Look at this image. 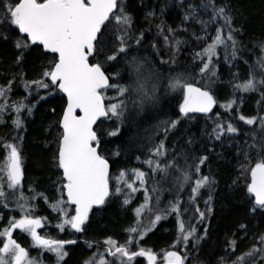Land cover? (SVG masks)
<instances>
[{
  "label": "trees",
  "instance_id": "obj_1",
  "mask_svg": "<svg viewBox=\"0 0 264 264\" xmlns=\"http://www.w3.org/2000/svg\"><path fill=\"white\" fill-rule=\"evenodd\" d=\"M3 2L0 0V12ZM125 5L131 25L126 29L113 22L102 26L98 52L89 59L102 65L110 84L132 89L137 76L131 73V65H141L140 79L152 98H142L135 90L124 96H119L116 88L101 90L108 97L106 105L118 100L126 105L119 119L103 118L95 126L98 152L110 164V190L114 194L91 209L81 232L69 226L60 231L56 225L66 217L52 207L66 200L62 172L57 166L62 136L59 121L66 99L44 76L55 62V55L44 52L38 44L17 48V41L27 43L26 38L6 21L0 24V86L11 85L2 98L7 108L0 123V162L6 160L4 144L17 145L22 160L21 188L16 197L5 182L8 195L4 202L8 207L0 204V230L8 226L9 220L23 216L18 207V196L22 194L28 198L31 215L45 225L38 233L75 241L65 244L66 255L58 262L54 254L33 248L28 234L14 231L13 238L30 257L46 264H100L98 260L104 256L107 264H121V259L127 258L119 260L110 255L105 241L110 238L118 245L126 243V230L137 223L135 209L145 203L147 191L151 196L148 207L155 212L146 210L140 224L151 230L138 244L131 245L130 251L141 247L151 250L157 255L156 264H164V253L172 250L186 253V264H264V243L260 242L264 236V209L247 191L251 168L264 159V128L259 124V118L264 117V0H126ZM219 6H224L232 17L235 47L218 46L208 70L201 73L207 57L201 59L196 54L212 43L216 30L224 25L221 19L212 20L213 9ZM119 34L126 49L123 53H118ZM114 54L116 59L108 60ZM176 79L210 88L217 103L215 111L208 116L181 115L184 90L170 87ZM249 80L256 90L245 92L236 87ZM232 101L231 110L222 107ZM16 105L22 107L18 114ZM240 115L255 117L257 123L248 125L239 119ZM17 118L22 121L20 128L13 123ZM229 123L235 132L226 131ZM218 125H224L219 138ZM161 144L163 154L154 155ZM205 157L200 175L208 176L211 183L200 190L193 203L191 185L182 181V173L195 176L196 164ZM149 160L153 161L152 167ZM157 163L161 169L173 167L155 170ZM132 171L146 173L145 183L134 185L140 190L132 193L121 184L123 191L116 193V177L121 172L131 177ZM129 194L130 203L124 204ZM177 202L179 218L186 227H195V235L200 237L199 243L190 239L186 248L172 247L178 236V216L168 210ZM59 206L69 209L68 216L73 214V206ZM200 212L204 213L203 219ZM158 213L162 219L151 225ZM131 264L147 262L135 257Z\"/></svg>",
  "mask_w": 264,
  "mask_h": 264
},
{
  "label": "snow or ice",
  "instance_id": "obj_2",
  "mask_svg": "<svg viewBox=\"0 0 264 264\" xmlns=\"http://www.w3.org/2000/svg\"><path fill=\"white\" fill-rule=\"evenodd\" d=\"M2 8L0 24L6 21L27 40V43L17 41V48L38 44L43 46L45 51L55 54V62L50 70L44 72V76L67 97V107L61 122L63 133L57 156V166L62 170L64 181L62 192L67 199L57 201V204L52 207L64 213L66 217L62 223L56 225L60 231H64L65 226H69L75 232H81L93 206L103 205L106 198L114 194L110 190L112 177L109 175V164L97 151L99 140L93 126L101 117L119 119L123 115L126 105L124 101H119L118 97V102L106 105L105 99L108 97L101 90L116 88L119 96H124L130 90H135L142 94V98H152L149 96L146 83L140 79L141 65L135 62L131 65V73L137 76L135 88L132 89L110 84V78L103 71L102 65L93 63L89 59L98 52V44L103 36L102 26L114 21L126 29L131 25V18L124 12L123 0H16L15 3H12L11 0H4ZM216 19L223 20L224 25L216 30L212 43H209L202 52L196 54L201 59L207 57L200 69L201 73L208 70L218 46L235 47L236 42L231 34L233 31L232 17L224 6L213 9L212 20ZM225 26H227V31L224 30ZM120 39L121 46L118 48V53H123L126 49L123 46V37ZM228 42H231V45ZM234 55L235 52H233ZM115 59V54L108 56V60ZM212 74L215 75V73ZM34 83L44 88L48 87V84L43 81ZM170 87L184 89V101L180 107V112L184 115L196 112L209 113L216 104L208 91H202L191 84H183L179 79L172 82ZM236 87L245 92L256 90V85L252 80L238 84ZM10 90V84L6 87L0 86V123L4 122L2 117L7 108V104L3 102L2 98H5ZM152 91L155 92V85L152 86ZM234 103L232 101L222 107L231 110ZM14 107L17 114L22 110L20 105ZM239 119L248 125L257 123L255 117L246 118L240 115ZM13 123L17 128L22 127V121L19 118ZM259 124L264 128V117L259 118ZM174 126L175 124H173ZM218 127L221 132L218 133L217 138L223 134L224 125H218ZM226 131L235 132L236 128L229 123ZM110 134L116 135L117 133ZM2 147L5 149L6 160L0 162V204L8 207V204L4 202V198L8 195L4 190L5 182L7 188L16 197L21 188L22 160L17 145L4 144ZM163 147L164 145L161 144L154 155H162ZM205 159L206 157L196 164L195 176L187 172L182 173V181L191 185L193 203H195L200 190L211 183L208 176L200 175V167L204 164ZM147 163L150 167L153 166L152 160ZM168 167H173V165H166L164 169H161L157 163L155 170L166 171ZM133 176L135 180L127 176L125 172H121L116 177L115 192L123 191L120 187L121 184L130 189L132 193L139 191L140 188L134 186L135 181H139V184L143 185L146 173L136 171ZM247 191L254 196L255 204L264 209V159L251 168ZM27 199L22 194L18 196V207L23 216L20 219L9 220L8 226L0 230V264H36V261L29 258L28 251L13 238V231L17 229L31 237L33 247L55 254L58 262L63 260L66 255L65 244L75 243V241L46 238L38 233L37 230L45 225L40 218H34L31 215L29 210L31 206L27 205ZM20 200L25 203H19ZM130 200L129 194L123 203L128 204ZM150 200L151 196L146 191L145 203L135 209L137 223L126 230L129 233V239L124 245H118L110 238L105 241V244L109 246L108 253L110 255L127 258L126 261L121 259V264H131L135 257H146L148 264H156L157 255L151 250L146 251L141 247L138 251H130L131 245L138 244L147 231L151 230V227L145 229L140 224V218L146 210L155 212L154 208L148 207ZM61 204L74 206V215L68 216L67 209L59 206ZM168 211L175 212L178 216V236L172 247L176 248L177 245H181L186 248L190 239L193 238H195L194 243H199L200 237L195 235L196 228L186 227L185 221L179 218L178 202L173 204ZM200 217L204 218L203 212H200ZM161 219L162 214H155L154 220L150 221V224L154 225ZM260 242L264 243V236L260 237ZM232 244L234 246L235 242L233 241ZM187 259L186 253L182 255L175 250L167 251L163 256L164 264H186ZM100 264H107V262L101 261Z\"/></svg>",
  "mask_w": 264,
  "mask_h": 264
},
{
  "label": "water",
  "instance_id": "obj_3",
  "mask_svg": "<svg viewBox=\"0 0 264 264\" xmlns=\"http://www.w3.org/2000/svg\"><path fill=\"white\" fill-rule=\"evenodd\" d=\"M21 34V33H20ZM22 35V34H21ZM41 46V45H40ZM42 47V49H43V51L44 52H47V51H45L44 50V48H43V46H41ZM47 53H50V52H47ZM50 54H52V53H50ZM55 55V54H54ZM50 81V80H49ZM51 82V81H50ZM109 83H110V80H109ZM193 87H198V86H193ZM57 88V87H56ZM198 88H200L202 91H208V90H206V89H204V88H201V87H198ZM57 90L65 97V99H66V104H65V107H64V109H63V111H62V114H61V117H60V121H59V126H60V128H61V130H62V133H63V129H62V127H61V122H62V118H63V115H64V113H65V110H66V107H67V97H66V95L63 93V92H61L58 88H57ZM209 92V91H208ZM209 94L210 95H212L210 92H209ZM213 96V95H212ZM213 98H214V100H215V97L213 96ZM216 101V100H215ZM216 105H217V103L213 106V109H212V111L211 112H209V113H199V112H196V113H188L187 115H184L183 113H181L180 112V108H179V113L181 114V115H183V116H190V115H201V116H208V115H210L212 112H214L215 111V109H216ZM181 107V106H180ZM79 114V113H78ZM103 118H105V117H101L99 120H101V119H103ZM98 120V121H99ZM98 121H97V123H98ZM96 123V124H97ZM96 124L93 126V128H94V130H95V126H96ZM62 137V136H61ZM60 140H61V138H60ZM59 147H60V141H59ZM59 147H58V150H59ZM97 151H98V148H97ZM99 153V152H98ZM107 161V160H106ZM108 162V161H107ZM108 164H109V162H108ZM61 170V169H60ZM61 172H62V170H61ZM109 173H110V164H109ZM63 178V177H62ZM249 183H250V180H249ZM249 185V184H248ZM65 196V198L67 199V197H66V195H64ZM107 199V198H106ZM253 200H254V196H253ZM254 203H255V200H254ZM101 206V205H100ZM94 207H99V206H93V208ZM73 208H74V206H73ZM90 213V212H89ZM18 230V229H17ZM17 230H15V231H17ZM73 230V229H72ZM38 231V230H37ZM75 231V230H74ZM13 233H14V231H13ZM24 248V247H23ZM145 260H146V262H147V264H148V261H147V259H146V257H143Z\"/></svg>",
  "mask_w": 264,
  "mask_h": 264
},
{
  "label": "rangeland",
  "instance_id": "obj_4",
  "mask_svg": "<svg viewBox=\"0 0 264 264\" xmlns=\"http://www.w3.org/2000/svg\"><path fill=\"white\" fill-rule=\"evenodd\" d=\"M113 23H114V25L116 24L114 21H113ZM118 25V24H117ZM121 26V25H120ZM121 28H123L122 26H121ZM121 34H119L118 36H117V40H118V37H121L120 36ZM206 88V90H208L210 93L212 92V90L210 89V88H208V87H205ZM184 90V89H183ZM103 92V91H102ZM182 97H183V99H184V92H183V94H182ZM184 101V100H183ZM183 103V102H182ZM133 173H134V171H132L130 174H131V177H132V179L133 180H135V177L133 176ZM118 177V176H117ZM136 182H139V181H135V184H136ZM134 184V185H135ZM67 209V212L69 211V209L68 208H66ZM63 214V216H64V213H62ZM72 215H74V211H73V214ZM65 219V218H64ZM31 246H32V243H31ZM33 247V246H32ZM33 248H36V247H33ZM43 252H45V251H43L42 249L40 250V253H43ZM48 253H51V252H48ZM51 254H53V253H51ZM55 255V254H54ZM29 258L30 259H32V260H34V261H36V264H46V263H44V262H42V261H40L39 259H37V258H35V257H30L29 256ZM119 260H120V258H118ZM106 259L104 258V256L103 257H101L99 260H98V262L100 263L101 261H105Z\"/></svg>",
  "mask_w": 264,
  "mask_h": 264
},
{
  "label": "flooded vegetation",
  "instance_id": "obj_5",
  "mask_svg": "<svg viewBox=\"0 0 264 264\" xmlns=\"http://www.w3.org/2000/svg\"><path fill=\"white\" fill-rule=\"evenodd\" d=\"M126 0H123V9H124V12L127 14V9H126ZM54 55V54H53Z\"/></svg>",
  "mask_w": 264,
  "mask_h": 264
}]
</instances>
